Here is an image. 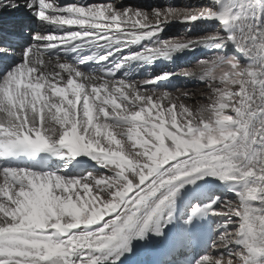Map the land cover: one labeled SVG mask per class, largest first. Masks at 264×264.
<instances>
[{
    "label": "snow or ice",
    "instance_id": "obj_1",
    "mask_svg": "<svg viewBox=\"0 0 264 264\" xmlns=\"http://www.w3.org/2000/svg\"><path fill=\"white\" fill-rule=\"evenodd\" d=\"M0 264H264V0H0Z\"/></svg>",
    "mask_w": 264,
    "mask_h": 264
},
{
    "label": "rangeland",
    "instance_id": "obj_2",
    "mask_svg": "<svg viewBox=\"0 0 264 264\" xmlns=\"http://www.w3.org/2000/svg\"><path fill=\"white\" fill-rule=\"evenodd\" d=\"M123 2L125 3V0H123ZM207 0H181V3L178 4L179 2H173L170 3L169 5H159L157 7L160 8H166L168 6H173V7H186V6H195V7H199L200 5H203L204 3H206ZM133 1H128L127 4L128 5H132L134 7L135 4ZM144 4V3H143ZM138 7H142L148 11L151 12L152 8H154L153 6H149L147 8L143 7V6H138ZM171 27V29L169 30V34H167V37H187V36H194V35H198V34H202V30H206V31H212L214 26L211 25H206V24H198V25H190V24H184V23H179V22H175V23H171L169 25ZM189 28H192L193 30L190 32ZM196 64L195 62L193 63H181L179 64V67L176 68V70H180L183 68H191V69H195ZM182 82V83H181ZM179 84H177L179 86V88H186L187 91H190L194 96L197 97L196 100L194 101H190L193 103H199V102H203L200 97L203 95L204 91H205V86L201 83H196V82H192V81H188V80H184V79H179L178 81Z\"/></svg>",
    "mask_w": 264,
    "mask_h": 264
},
{
    "label": "bare ground",
    "instance_id": "obj_3",
    "mask_svg": "<svg viewBox=\"0 0 264 264\" xmlns=\"http://www.w3.org/2000/svg\"><path fill=\"white\" fill-rule=\"evenodd\" d=\"M128 1H133L134 3H132V4H135L136 7L143 6L145 8H147L149 6H153V7H157L159 5H164L165 6V5H169L170 3H173V2H176V1L179 2L178 4L181 3V0H125V3L123 2V0H117V3L118 4H123V5L127 6L128 5L127 4ZM6 14H7V12H5L4 15L6 16ZM172 23H175V21L172 22ZM170 29H171L170 26H168L166 28L165 33H164V36L165 37L167 36V34H169L168 32H169ZM186 59H191V57L189 56V57H180V58H177V60L175 61L174 64H172V63L164 64V65H162V67H165L168 70H176V68L179 67V64L184 63L183 61L186 60ZM141 78H143V77H141ZM178 81H179V79L175 81L176 84H179ZM181 89L182 90H186V88H181ZM189 103H193V102H190L189 101ZM193 104H195V103H193Z\"/></svg>",
    "mask_w": 264,
    "mask_h": 264
}]
</instances>
